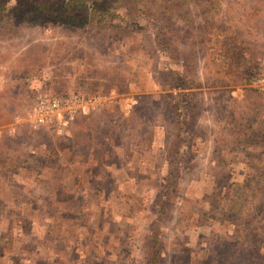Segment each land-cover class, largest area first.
Returning a JSON list of instances; mask_svg holds the SVG:
<instances>
[{"label": "rangeland", "instance_id": "374dc122", "mask_svg": "<svg viewBox=\"0 0 264 264\" xmlns=\"http://www.w3.org/2000/svg\"><path fill=\"white\" fill-rule=\"evenodd\" d=\"M77 1L0 0V264H264V0Z\"/></svg>", "mask_w": 264, "mask_h": 264}, {"label": "trees", "instance_id": "16d2710c", "mask_svg": "<svg viewBox=\"0 0 264 264\" xmlns=\"http://www.w3.org/2000/svg\"><path fill=\"white\" fill-rule=\"evenodd\" d=\"M73 0L70 1H65L63 0V2H60L58 4H56V9L57 10H64L65 12H63L65 15H63L62 19H57V18H53V19H49L47 18L46 21L50 22V23H62V24H72V25H77V26H81L84 23H86L87 21V15L83 16H79V15H75L76 13H81L83 10H86L87 6H86V1L85 2H79L77 0H75L76 2H73V4H69L72 3ZM69 2V3H66ZM93 2H95L96 6L95 9H97V12L100 11L99 9H103L105 11H107V7L104 3L107 2V0H93ZM91 7V6H90ZM94 8V6H93ZM51 9H46V11H50ZM68 10H71L69 12H67ZM101 13V12H98ZM163 13H166L165 11ZM102 13L100 14L99 17L101 16ZM159 201H161L159 199ZM160 206L163 208L164 202L161 201ZM146 262L147 264H160L159 263V252L156 248V246H151V249L148 251L147 256H146Z\"/></svg>", "mask_w": 264, "mask_h": 264}]
</instances>
